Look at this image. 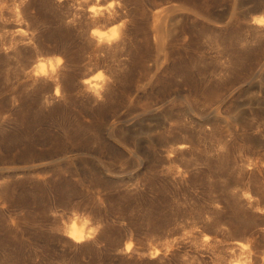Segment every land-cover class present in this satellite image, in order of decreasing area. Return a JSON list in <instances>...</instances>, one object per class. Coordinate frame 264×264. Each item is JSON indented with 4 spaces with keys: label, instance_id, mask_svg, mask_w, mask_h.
I'll use <instances>...</instances> for the list:
<instances>
[{
    "label": "rangeland",
    "instance_id": "374dc122",
    "mask_svg": "<svg viewBox=\"0 0 264 264\" xmlns=\"http://www.w3.org/2000/svg\"><path fill=\"white\" fill-rule=\"evenodd\" d=\"M261 16L264 0H0V264H264Z\"/></svg>",
    "mask_w": 264,
    "mask_h": 264
},
{
    "label": "clouds",
    "instance_id": "9594fccd",
    "mask_svg": "<svg viewBox=\"0 0 264 264\" xmlns=\"http://www.w3.org/2000/svg\"><path fill=\"white\" fill-rule=\"evenodd\" d=\"M6 6V5H5ZM116 7L115 3H109L108 4V9L111 10ZM19 9L17 8V12ZM101 10L92 7L91 12L92 13H99ZM253 23L257 25L264 26V16L261 17H254L253 18ZM123 25H116L113 26L109 31L107 32H101L99 30H94L92 35L94 37L98 38L99 43L103 44L105 42L111 44L113 41L117 40L120 35V28H122ZM41 69H43V66H41ZM40 73L38 72L37 75ZM95 81H103L104 76L101 73L100 75H97L96 77L93 78ZM93 80H87L85 81L86 84L92 85V91H94L95 95L99 98L102 99L103 97L101 96V90L103 85L101 83H93ZM55 215V214H54ZM90 221L87 219L81 220L79 216H76L71 224L68 226V231L66 232V235L70 236L71 238L75 239L77 242H81L86 238V233L85 230L89 228ZM95 231V229H92L87 233L88 238L91 237L92 233Z\"/></svg>",
    "mask_w": 264,
    "mask_h": 264
},
{
    "label": "bare ground",
    "instance_id": "6f19581e",
    "mask_svg": "<svg viewBox=\"0 0 264 264\" xmlns=\"http://www.w3.org/2000/svg\"><path fill=\"white\" fill-rule=\"evenodd\" d=\"M89 88L92 90V86H89ZM56 95H60V90H59V88H57V90H56ZM251 103V102H250ZM254 104V103H253ZM254 106V105H253ZM70 237V236H69ZM71 238V237H70ZM86 238H87V235H86ZM85 238V239H86ZM73 241H75V242H77L75 239H73V238H71ZM84 239V240H85ZM82 242V241H81Z\"/></svg>",
    "mask_w": 264,
    "mask_h": 264
}]
</instances>
